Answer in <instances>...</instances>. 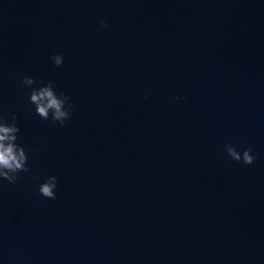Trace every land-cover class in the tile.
<instances>
[{
    "label": "water",
    "instance_id": "obj_1",
    "mask_svg": "<svg viewBox=\"0 0 264 264\" xmlns=\"http://www.w3.org/2000/svg\"><path fill=\"white\" fill-rule=\"evenodd\" d=\"M50 81L63 127L30 99ZM13 115L0 264H264V0H0Z\"/></svg>",
    "mask_w": 264,
    "mask_h": 264
},
{
    "label": "clouds",
    "instance_id": "obj_2",
    "mask_svg": "<svg viewBox=\"0 0 264 264\" xmlns=\"http://www.w3.org/2000/svg\"><path fill=\"white\" fill-rule=\"evenodd\" d=\"M102 27H107V23L101 21ZM56 67H60L63 64V57L59 54L51 57ZM23 85H31L35 81L32 78L24 77L21 81ZM55 86L54 81L48 82L47 86L43 87L39 91L33 89L30 94V99L33 104L36 105V112L44 120L48 119L49 110H53L52 120L53 122L59 121V124L63 127L65 121L71 117V112L74 106L70 103V97L64 94H60L61 98L57 99L51 90ZM179 99V97H176ZM47 101L46 103L44 101ZM67 102V108L64 107L63 102ZM0 120L7 124L8 121L0 116ZM11 126H4L0 124V180H6L10 184H14L18 180V173L29 171L26 166V154L25 149L21 146H17L13 141L17 140V136L13 133H19L20 129L16 124V117L13 115ZM228 156L236 161L243 162L245 165H251L256 159L251 153L252 148H247L243 153L237 151V149L231 144H226ZM57 187V179L55 176H49L47 180L40 184L39 193L46 199H56L55 189Z\"/></svg>",
    "mask_w": 264,
    "mask_h": 264
}]
</instances>
